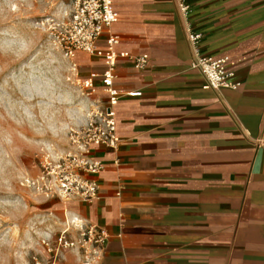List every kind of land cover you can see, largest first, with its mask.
<instances>
[{"label":"crops","instance_id":"crops-1","mask_svg":"<svg viewBox=\"0 0 264 264\" xmlns=\"http://www.w3.org/2000/svg\"><path fill=\"white\" fill-rule=\"evenodd\" d=\"M184 2L187 19L176 0H113L118 51L148 57L143 71L118 60L114 86L141 95L115 108L116 151L94 150L98 199L63 213L106 231L100 264H264V0ZM187 28L201 56L235 61L237 90L203 88ZM75 63L80 78L104 70Z\"/></svg>","mask_w":264,"mask_h":264},{"label":"rangeland","instance_id":"rangeland-1","mask_svg":"<svg viewBox=\"0 0 264 264\" xmlns=\"http://www.w3.org/2000/svg\"><path fill=\"white\" fill-rule=\"evenodd\" d=\"M68 4L0 0V264H52L46 249L63 231L79 238L73 219L63 215L64 203L25 184L42 161L70 150V135L84 126L97 98L87 95L45 27L46 20L61 19ZM77 260L83 264L82 251L68 249L56 264Z\"/></svg>","mask_w":264,"mask_h":264},{"label":"built area","instance_id":"built-area-1","mask_svg":"<svg viewBox=\"0 0 264 264\" xmlns=\"http://www.w3.org/2000/svg\"><path fill=\"white\" fill-rule=\"evenodd\" d=\"M68 3V11L61 19L46 20L45 27L53 45L64 59L70 61L78 76L75 63L78 54L101 60L104 70L100 74L78 77L87 95L97 98L84 126L70 135V150L54 161H42L38 175L25 179V184L46 198L56 197L63 203L76 200L88 204L99 197L98 185L93 177L105 170L103 162L94 156V150L116 151L119 138L115 108L121 98L141 95L140 92H120L115 88L116 64L121 59L135 70L143 71L147 67L148 57L118 51L120 38L112 32V27L118 22L119 15L113 0H68ZM176 3L179 13L187 19L191 13L190 8L184 0H176ZM186 33L194 57L191 68L204 77L203 88L237 90L240 84L235 81V61L228 56H201L198 51L200 35L193 33L190 28H187ZM100 41H103L104 48L98 46ZM96 81L100 82L103 95H97L100 92L95 85ZM72 224L79 238H66L68 231H63L57 238L56 246L46 249L54 254L52 264H56L60 253L68 249L81 250L83 264H100L109 239L106 231L80 221ZM34 264L41 262L35 259Z\"/></svg>","mask_w":264,"mask_h":264},{"label":"bare ground","instance_id":"bare-ground-1","mask_svg":"<svg viewBox=\"0 0 264 264\" xmlns=\"http://www.w3.org/2000/svg\"><path fill=\"white\" fill-rule=\"evenodd\" d=\"M73 222H75V220H73Z\"/></svg>","mask_w":264,"mask_h":264}]
</instances>
